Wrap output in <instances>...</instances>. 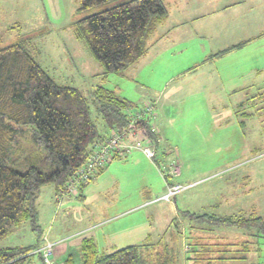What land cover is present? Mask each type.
<instances>
[{
	"label": "rangeland",
	"instance_id": "1",
	"mask_svg": "<svg viewBox=\"0 0 264 264\" xmlns=\"http://www.w3.org/2000/svg\"><path fill=\"white\" fill-rule=\"evenodd\" d=\"M78 8V0H0V47L33 35L29 48L36 59L58 83L80 89L95 117L93 90L99 84L131 100L133 111L154 100L151 122L161 141L139 132L143 145L155 146V159L135 148L139 152L121 153L85 183V196L80 195L83 183L74 194L43 185L37 199L39 227L23 222L0 239V248L51 241L56 242L54 264H82L83 237H93L100 253L160 242L175 264H186L187 250L197 242L248 240L252 243L242 261L264 264V231L211 220L213 214L264 219V93H259L264 90V32L254 28L240 50L205 61L196 72H181L205 59L191 56L190 45L174 60L163 52L105 77L103 65L76 38L73 24L102 6ZM97 122L106 132L102 120ZM174 160L178 175L171 173ZM169 184L184 189L166 199ZM116 240L121 245L111 247ZM32 264H42L39 255Z\"/></svg>",
	"mask_w": 264,
	"mask_h": 264
},
{
	"label": "trees",
	"instance_id": "2",
	"mask_svg": "<svg viewBox=\"0 0 264 264\" xmlns=\"http://www.w3.org/2000/svg\"><path fill=\"white\" fill-rule=\"evenodd\" d=\"M78 1L82 11L102 6L73 24L76 38L103 65L105 77L112 72L124 73L138 62L148 52L149 40L158 25L169 15L163 0ZM32 38L27 34L0 47V239L26 221L39 227L37 199L42 186L54 184L57 192L65 191L70 178L90 157L94 144L107 138L112 130L129 126L132 115L144 108L131 110V100L99 84L93 90L95 117L90 100L80 89L58 83L36 59L29 48ZM150 104L155 111V102L151 100ZM153 116L144 112L135 130L158 143V129L150 121ZM97 120H102L106 132ZM211 220L240 228L254 225L259 228L256 231H264L261 216L213 214ZM159 243L130 244L100 253L94 238L84 237L82 264H175L174 256L160 249ZM250 243L197 242L187 250L186 264H239L248 255ZM39 247H2L0 264H32L35 254L44 264Z\"/></svg>",
	"mask_w": 264,
	"mask_h": 264
},
{
	"label": "crops",
	"instance_id": "3",
	"mask_svg": "<svg viewBox=\"0 0 264 264\" xmlns=\"http://www.w3.org/2000/svg\"><path fill=\"white\" fill-rule=\"evenodd\" d=\"M163 1L169 10V15L164 22L158 25L155 33L151 36L148 52L138 61L135 65L136 68L139 67L141 60L142 63H148L152 57L163 52L167 53L171 60H174L178 55L188 52L189 46L192 45L189 54L191 56L201 55L205 59L203 58V61H194L196 65H191L181 72L188 70L196 72L201 63L205 61L214 62L219 57L232 53L234 50H240L247 43L221 56L211 57V55L219 51L242 43L249 36L252 38L253 36L250 33L254 28H259L262 33L264 32V0ZM240 39L242 40L240 41ZM158 72L160 71L158 70ZM158 72L154 76L158 75ZM156 90L153 91L157 93ZM259 93L263 94L264 90L259 91ZM152 101L155 102L154 100ZM153 125L158 129L154 123ZM159 141H161V138ZM135 149L141 150L140 148ZM130 152L139 151L131 150ZM155 156L152 159H155ZM85 186L80 191L82 196H85ZM147 232L148 230L144 231L143 234L145 235ZM129 239L131 237H128L127 241ZM118 241L110 242L111 247H119L118 245H121V243ZM80 250H82V240ZM238 262L241 264L243 261L241 259ZM243 264L245 263L243 262Z\"/></svg>",
	"mask_w": 264,
	"mask_h": 264
},
{
	"label": "built area",
	"instance_id": "4",
	"mask_svg": "<svg viewBox=\"0 0 264 264\" xmlns=\"http://www.w3.org/2000/svg\"><path fill=\"white\" fill-rule=\"evenodd\" d=\"M144 112H150L154 114L153 105L150 103H145L144 108L141 112H137L132 115L130 120V125L126 128L121 129L120 133H115L112 130L108 137L102 141L96 142L92 148L90 157L81 166L76 173L70 178L68 185L65 187V191L68 193H77L79 191V186L83 183H88L93 178H95L101 169L105 168L116 155L121 153H126L133 148H140L149 158H154L156 154V149L153 145H143L141 141L137 138V133L131 138L124 140L123 136L132 133L137 127L136 123L142 118ZM171 173L173 175H178L181 172L180 165L176 160H174L171 165ZM184 187L180 184L173 185V189H169L168 193L164 198H168V195L173 196L178 192H181ZM56 242L47 241L44 246L38 248V251L42 255L44 264H54L51 259V253L53 252Z\"/></svg>",
	"mask_w": 264,
	"mask_h": 264
},
{
	"label": "bare ground",
	"instance_id": "5",
	"mask_svg": "<svg viewBox=\"0 0 264 264\" xmlns=\"http://www.w3.org/2000/svg\"><path fill=\"white\" fill-rule=\"evenodd\" d=\"M143 115H144V113H143ZM127 127H128V126H127ZM127 127H126V128H127ZM120 131H121V130H115L114 132H115V133H120ZM136 133H137V131L134 130L132 133L123 136V139H124V140H127V139L131 138L132 136H134ZM169 185H170V186H169V189H173V186H172L171 184H169Z\"/></svg>",
	"mask_w": 264,
	"mask_h": 264
}]
</instances>
